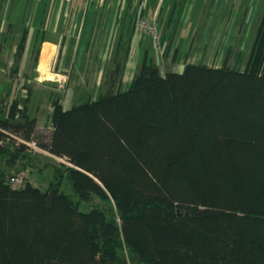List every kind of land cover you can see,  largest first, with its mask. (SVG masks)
Wrapping results in <instances>:
<instances>
[{"label":"trees","instance_id":"16d2710c","mask_svg":"<svg viewBox=\"0 0 264 264\" xmlns=\"http://www.w3.org/2000/svg\"><path fill=\"white\" fill-rule=\"evenodd\" d=\"M228 58L165 75L145 60L125 89L55 99L47 138L14 99L7 163L30 148L17 135L67 162L46 189L13 186L0 165V264H264V17L246 66ZM94 197L113 204L80 208Z\"/></svg>","mask_w":264,"mask_h":264},{"label":"crops","instance_id":"0c3cea01","mask_svg":"<svg viewBox=\"0 0 264 264\" xmlns=\"http://www.w3.org/2000/svg\"><path fill=\"white\" fill-rule=\"evenodd\" d=\"M139 4L0 0V62L3 52L11 51L4 66L22 69L27 58L40 75L43 70L50 79L65 75L66 82H74L70 92L75 97L84 91L98 96L111 86L125 89L145 60L165 75L183 71L189 62L222 66L229 53V65L244 68L264 17V0H145L143 12L158 23V44L135 26ZM159 48L166 49L163 57ZM134 53L141 64L131 62ZM118 66L116 80L107 81L109 71Z\"/></svg>","mask_w":264,"mask_h":264},{"label":"rangeland","instance_id":"374dc122","mask_svg":"<svg viewBox=\"0 0 264 264\" xmlns=\"http://www.w3.org/2000/svg\"><path fill=\"white\" fill-rule=\"evenodd\" d=\"M152 40L153 42L155 41L154 39ZM159 50L161 51V55L163 57L166 49L159 48ZM11 54V51H5L1 55L4 61L0 62V113L4 114L6 107L14 99L17 98L21 104H24L27 102L28 97L27 109L29 114L38 118L37 133L43 134L46 138L52 130L50 115L53 111V101L55 99L61 100L64 107H70L73 104L81 103L97 96L96 92L93 96L91 93L84 91L81 95L75 97V95L70 92V90H73V87L75 86L74 82H66L67 78L64 79L65 75L63 78H58L57 80L50 79L49 73L43 70H41L43 74L40 75L36 69L28 66L31 62H26L27 58L24 59V65H27H25L22 69L4 66V64H8L9 59H11ZM33 55L34 53H32V56ZM135 56L136 54L134 53V57H132L133 59L131 62L136 63L137 65L141 64V57L137 58L136 56L135 58ZM127 61L128 58L124 59V62ZM20 70L22 74L18 76L17 73H19ZM27 74H29V76ZM24 86H26L27 89L25 92L22 91ZM28 86L30 87V91L29 88H27ZM16 138L19 141H23V138L18 135ZM6 158L7 155L0 154L1 168L7 174L12 173L16 176L23 177L22 185L25 184L26 181H30L32 184L38 185L42 189H46L50 183L56 179L55 164L61 165V162H67L62 157L36 151L31 147L27 151V156L20 159L13 167L7 163ZM61 190L70 194L75 200H78V196L66 175L62 177ZM106 203H108V205L113 204V201L110 199V201L104 202V200L94 197L91 202L81 200L80 208L82 210H90L91 205L93 204L105 207L107 206ZM121 252L123 254H127L126 249H122Z\"/></svg>","mask_w":264,"mask_h":264},{"label":"built area","instance_id":"2783aa9c","mask_svg":"<svg viewBox=\"0 0 264 264\" xmlns=\"http://www.w3.org/2000/svg\"><path fill=\"white\" fill-rule=\"evenodd\" d=\"M138 1L140 3L139 4L140 7H139L138 12H137L136 17H135L136 28L138 29V31H140L141 33H143L147 36H150L158 44H160V34H159L157 21L153 17H150L143 12L141 6L145 0H138ZM26 90H27L26 86H24L22 88V91L25 92ZM22 140L25 141L31 148L35 149L36 151L52 154L49 151H47L46 149H43L42 147H40L36 143L35 140H25V139H22ZM10 183L13 186H20L23 183V177L13 175L10 178Z\"/></svg>","mask_w":264,"mask_h":264}]
</instances>
